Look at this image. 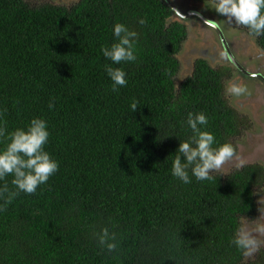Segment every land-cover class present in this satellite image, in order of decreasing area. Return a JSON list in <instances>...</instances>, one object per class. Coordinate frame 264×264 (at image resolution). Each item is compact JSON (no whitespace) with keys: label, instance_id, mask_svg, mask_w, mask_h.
Masks as SVG:
<instances>
[{"label":"trees","instance_id":"trees-1","mask_svg":"<svg viewBox=\"0 0 264 264\" xmlns=\"http://www.w3.org/2000/svg\"><path fill=\"white\" fill-rule=\"evenodd\" d=\"M173 8L170 0H0V119L9 132L46 119L45 150L59 162L46 185L0 212V264H264L230 243L257 215L262 165L190 184L171 174L180 141L192 135L189 112H204V130L236 152L245 126L224 95L229 69L197 59L180 80L188 31ZM117 22L139 33L138 59L114 65L128 83L113 92L101 47L114 42ZM256 44L264 49V36ZM12 179L0 186L14 190ZM105 227L117 251L98 243Z\"/></svg>","mask_w":264,"mask_h":264},{"label":"clouds","instance_id":"clouds-1","mask_svg":"<svg viewBox=\"0 0 264 264\" xmlns=\"http://www.w3.org/2000/svg\"><path fill=\"white\" fill-rule=\"evenodd\" d=\"M212 8L225 17V23L243 26L254 38L264 36V0H212ZM140 25H147V18H138ZM213 27L218 25L213 24ZM114 42L110 46H102L101 52L107 60L104 70L110 78L111 90L118 92L127 85V73L122 63L136 62L138 59L137 45L139 33L131 30L124 23H115L112 28ZM258 52L264 55V49ZM224 59L230 60L226 54ZM246 85L232 82L228 92L234 96L247 93ZM139 101L133 99L129 105L132 112L136 111ZM49 110L55 108V99L48 104ZM174 107V106H171ZM170 107V110H171ZM2 116V113H0ZM209 118L204 112H189L186 124L192 135L180 141L171 165V174L184 184L197 181H212L213 172L220 170L229 162L238 160L243 165L233 144H219L215 135L207 130ZM49 125L46 119L32 118L26 127L16 128L9 132L0 119V181L12 175L14 190H9L7 184L0 186V212H3L12 201L20 195L35 194L41 185H46L50 177L59 170V162L45 150L50 138ZM183 157V159H182ZM264 222L250 227L247 219L235 230L230 243L245 257H253L260 251L264 240ZM98 243L108 252L118 250L119 240L115 232L107 227L97 234Z\"/></svg>","mask_w":264,"mask_h":264},{"label":"rangeland","instance_id":"rangeland-1","mask_svg":"<svg viewBox=\"0 0 264 264\" xmlns=\"http://www.w3.org/2000/svg\"><path fill=\"white\" fill-rule=\"evenodd\" d=\"M31 4H39V3H52V4H60V5H70L75 0H26ZM172 4L176 7L175 0H171ZM178 2V1H177ZM207 3L212 5V0H206ZM210 13L213 18H217L223 23H221V30L215 28L212 29L213 31H209L206 28L201 27L202 25L207 26L204 23H196L195 26L201 27L200 34L203 35L202 46L210 44V40H206L208 36L213 37L215 42L221 44L220 39L227 42L233 57L236 61L245 68L249 69L250 71H255L260 69V72L264 73V55H261L258 52V46L256 44V38L252 37L251 35L244 32L243 29L235 25V23L229 25L225 23V17L221 14L217 13L212 7H210ZM185 23V22H184ZM195 30V29H194ZM221 33V34H220ZM196 37V30L189 31L188 37L186 38L185 42L182 45L181 51L178 54V59L180 62V80L181 77L187 75L188 70L187 68H191L193 61L195 60L198 55L197 52L202 51V46L199 47L193 46L190 40ZM188 43V44H186ZM192 51V54L190 53ZM211 48V53H212ZM218 53V52H217ZM202 57V55H201ZM214 60L217 59L216 57L213 58ZM207 60V59H206ZM211 62V66L218 67L224 66L230 70V76L225 79V87H224V95L229 102L230 106L234 108L241 116H244L249 121H251L252 126L249 130H246L244 133L241 132L240 136L235 138V143L237 147V154L243 158V165H240L238 160H234L226 164L220 170L215 172L222 173L223 175L230 172L231 170L238 169L246 164H259L264 167V121L259 120L256 118L254 114L249 110L250 104L239 106L241 100L246 98L243 96H234L228 92V88L230 86V81L236 79L238 76L234 72L233 66L229 65L228 63L222 64L220 62ZM209 61V60H208ZM186 70V72H184ZM192 71V70H191ZM190 71V72H191ZM189 72V73H190ZM235 74V75H234ZM176 83L179 82V76L176 78ZM247 87V92L251 91V84ZM247 120L245 119V126H247ZM244 126V127H245ZM256 202L258 205L257 215L253 219H247V223L250 227H255L257 224L264 222V186L261 189H257L255 194ZM245 219L242 220V223ZM261 240H264V236H260ZM260 249L264 251V244L261 245ZM254 257V256H253ZM253 257H246V259H253Z\"/></svg>","mask_w":264,"mask_h":264},{"label":"flooded vegetation","instance_id":"flooded-vegetation-1","mask_svg":"<svg viewBox=\"0 0 264 264\" xmlns=\"http://www.w3.org/2000/svg\"><path fill=\"white\" fill-rule=\"evenodd\" d=\"M170 2L172 1L170 0ZM175 4L176 7L174 6L175 8H173L175 9V12L173 13L172 20H177L183 23L188 32L196 30V37L190 40L189 42L193 46L195 47H199V45L202 46L201 39H203V35L200 34L201 27L206 28L209 31L210 30L213 31L212 29L215 28L221 30V23L223 22L217 18L212 17L210 13V7L212 6L210 5V3H207L206 0H175ZM199 22L204 23L207 26L205 25H202L201 27L195 26V24ZM213 24L218 25V27H213ZM206 40H210V44L202 46L203 49L202 51L196 53L198 57H196L195 60L207 59V62L210 64L211 62H213L214 60L213 58L216 57L217 59L214 60V63L220 62L222 64L225 63H228L229 65L232 64L231 66H233L234 72L238 76L236 77V79L230 81V83L239 82L246 86H249L251 84V91L247 92L244 95L246 98L241 100L239 106L243 107V105L245 106L247 104H250L251 106L249 110L254 114L256 118H259V120L264 121V73L260 72V69H257L252 72L249 69L245 68L244 66H241L233 57L227 42H225L223 39L222 40L220 39L221 44L216 43L215 39L210 36H208ZM211 48L213 50L212 53H211ZM190 53L192 54V51ZM225 54L231 59L230 60L224 59ZM233 59L238 63L237 67L236 66L234 67ZM195 60L193 61V63L195 62ZM193 63L191 68H187L188 73L193 69ZM184 72H186V70ZM245 119L247 120L248 123L247 126L242 128V133H244L246 130H249L252 126L251 121H249L247 118ZM260 251H262L261 254L256 253L253 259H249V260L252 261L257 259L260 260L261 256L264 257V251L262 249H260Z\"/></svg>","mask_w":264,"mask_h":264},{"label":"water","instance_id":"water-1","mask_svg":"<svg viewBox=\"0 0 264 264\" xmlns=\"http://www.w3.org/2000/svg\"><path fill=\"white\" fill-rule=\"evenodd\" d=\"M235 63L236 66H238V63L233 59V64Z\"/></svg>","mask_w":264,"mask_h":264}]
</instances>
